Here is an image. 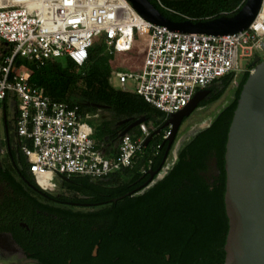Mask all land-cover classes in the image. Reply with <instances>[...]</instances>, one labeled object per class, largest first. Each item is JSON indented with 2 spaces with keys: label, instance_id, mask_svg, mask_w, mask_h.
<instances>
[{
  "label": "built area",
  "instance_id": "2783aa9c",
  "mask_svg": "<svg viewBox=\"0 0 264 264\" xmlns=\"http://www.w3.org/2000/svg\"><path fill=\"white\" fill-rule=\"evenodd\" d=\"M0 40L10 49L0 64V106L3 110L1 103L9 97L18 99L16 132L30 142L20 145L28 174L49 191L59 179L98 181L130 168L151 133L145 123L139 125V135L119 139L116 161L106 158L93 138L95 115L54 101L31 83L29 72L16 67L17 57L41 66L70 61L82 68L100 45L119 61L112 74L117 69L121 90L127 91L128 79L134 78L135 92L166 121L198 92L235 74L240 59L262 51L264 0L246 30L226 36L170 31L145 20L128 0H0ZM138 49L143 58L133 68L128 62Z\"/></svg>",
  "mask_w": 264,
  "mask_h": 264
},
{
  "label": "trees",
  "instance_id": "16d2710c",
  "mask_svg": "<svg viewBox=\"0 0 264 264\" xmlns=\"http://www.w3.org/2000/svg\"><path fill=\"white\" fill-rule=\"evenodd\" d=\"M165 17L181 22L190 20L194 23L207 21L224 16L235 15L244 5L245 0H160L168 11L160 6L157 0H149ZM95 47V48H94ZM90 52L89 60L97 62L100 58L101 68L94 64L89 68H77L70 61L49 62L43 66L17 57L16 67L31 74V83L45 89L46 94L54 101L68 103L70 106L78 105L83 114L95 113L104 110L109 113L110 119L102 121L95 128L93 138L97 142L98 148L110 150L111 146H106L111 142L117 144L114 148V155H107L112 161L118 158V136L133 121L145 118V125L153 138L147 146L138 152L134 158V165L145 169H158L165 164V155L168 146L165 134L168 128L162 129L159 134L156 132L164 125V115L148 104L136 92L118 90L113 87L110 81L109 67L113 62L110 56L106 55L104 48L95 45ZM104 52V53H103ZM10 54V49L6 46L0 47V63L4 56ZM98 54L101 56L99 57ZM253 69V67H249ZM234 74L223 77L230 79L226 82L225 89L231 82ZM250 72H247L239 86L236 100L225 111L223 116L209 130L207 137L201 145H218V158L220 163H224L225 145L227 134L232 121L237 100L240 96L242 87L248 79ZM223 93V92H222ZM221 93V94H222ZM219 98V97H217ZM3 110L8 118L9 106L7 101L3 102ZM86 104H90L87 106ZM91 104L105 106V109H97ZM125 119L133 121L118 126V123ZM7 127L10 129L9 120ZM133 136L140 134V128H134L129 132ZM30 146V142H27ZM22 144H24L22 140ZM103 146V149L101 148ZM18 150H21L18 147ZM103 152V151H102ZM23 155V153L21 152ZM171 153H169L170 156ZM191 162H200L201 152L190 151ZM14 163L22 172L28 170V163L23 155L22 161L18 163L13 156ZM179 164H188L187 158L183 155L178 160ZM113 177V176H112ZM107 177L101 184H96L88 177H71L89 189L98 190L105 194V200L119 195H124L127 189L115 190L108 195V189L102 186ZM9 179H15V175L10 174ZM139 176L136 177V180ZM99 181V180H98ZM166 188L167 185L165 186ZM164 189L155 188L138 198L127 197L122 206L115 207V216L111 228L116 232L115 240L111 243L115 247H122L123 259L125 264H224L225 252L224 245L228 232V219L225 213L224 190L218 194L211 195L207 189L194 185L186 188L180 194L181 199L177 207V212L173 215L174 224L170 216L163 214L160 209L159 196ZM94 193V192H93ZM173 212V208L169 209ZM172 223V224H171ZM171 229H174L173 232ZM172 239V242L169 240ZM166 254L170 255L167 261Z\"/></svg>",
  "mask_w": 264,
  "mask_h": 264
},
{
  "label": "flooded vegetation",
  "instance_id": "af4514ba",
  "mask_svg": "<svg viewBox=\"0 0 264 264\" xmlns=\"http://www.w3.org/2000/svg\"><path fill=\"white\" fill-rule=\"evenodd\" d=\"M247 72L251 70L242 73L232 100L205 125L192 127L182 137L179 129L170 154H175L173 163H165L158 169L133 164L112 173L110 177H113L102 183L108 195L120 188L128 191L111 199L105 200V194L94 189L91 195L85 184L73 179H59L51 190L36 191L33 187L36 184L14 163L13 156L20 163L23 155L18 150L20 138L10 132L0 143V264H125L123 248L111 243L116 234L111 224L115 207L120 203L122 206L127 197L138 198L155 188L164 189L159 196L160 209L174 224L173 215L186 188L199 185L211 195L222 190L225 194V154L222 164L218 145L208 148L201 143L210 137L208 130L236 100ZM228 81V78L220 79L204 90L208 93L195 112L219 101ZM190 151L201 152L200 162L190 163ZM183 155L188 164L177 163ZM16 173L20 178H8ZM102 181L94 182L98 185ZM171 208L173 212L169 213ZM166 259L170 261L169 254Z\"/></svg>",
  "mask_w": 264,
  "mask_h": 264
},
{
  "label": "water",
  "instance_id": "95a60500",
  "mask_svg": "<svg viewBox=\"0 0 264 264\" xmlns=\"http://www.w3.org/2000/svg\"><path fill=\"white\" fill-rule=\"evenodd\" d=\"M128 1L145 20L155 25L185 34L213 36L232 35L246 30L256 18L262 4V0H246L233 16L194 23L190 20L175 22L168 19L149 0ZM262 51L264 52V43ZM252 67L237 100L225 146L224 205L228 232L224 245V264H264V60L256 56ZM207 93L208 91L198 92L185 109L171 115L156 132L159 134L162 129H169L164 163H167L183 121L198 109ZM91 106L106 108L98 104ZM131 121L133 120L125 119L118 125ZM145 122V118L133 121L120 133L118 139ZM152 138L153 134L144 145L147 146ZM33 187L42 192L38 187Z\"/></svg>",
  "mask_w": 264,
  "mask_h": 264
},
{
  "label": "rangeland",
  "instance_id": "374dc122",
  "mask_svg": "<svg viewBox=\"0 0 264 264\" xmlns=\"http://www.w3.org/2000/svg\"><path fill=\"white\" fill-rule=\"evenodd\" d=\"M1 45H2V41L0 40V47H1ZM5 47H6V45H5ZM102 51L105 52L104 49ZM98 56L100 57L101 55L98 54ZM257 56H260L261 59L264 60V52L263 51H259ZM115 58L116 57H111L112 62H114ZM142 58H143V53L140 51V49H138L135 52V54H133V56L130 57L128 63H130V65L133 68H136L141 64ZM254 58H250V59L246 58V59H240L239 60V66H238L239 70L233 75V79H232L230 85L228 86V88L226 89V91L224 92L223 96L219 99V101H217L216 103L207 107L206 109L195 112L186 122H184L182 127H181V130H180V133H181L180 137H182L183 135H186L185 134L186 131L192 129V127H194V126H197L200 124L205 125L222 107L226 106L232 100L235 88L239 83V79H240L242 73L246 70H253V69H249V67L252 66ZM99 60H100V58H97V60H96L97 62H95L94 60L90 59L87 62V65L84 67V69L89 68L93 64L96 67L101 68L102 63H100ZM126 63H127V61H126ZM113 64L115 66L116 64H119V61L114 62ZM128 69H129V66L124 68V70H128ZM115 71H117V69L114 70V74H110L109 78H110V81H111L113 87L118 89V90H121V86L119 84L118 77L115 75ZM136 88H137V81L134 78L128 79V82L126 85L127 91L134 92L136 90ZM13 116H14V111L12 108H10L9 118H13ZM1 117H2V107L0 106V143H3L4 142V127H3V122L1 121ZM13 121L14 120L12 119L11 120L12 126L10 129L11 133H15ZM174 156H175V154L172 153V155L169 156L167 163H173V161H174L173 157Z\"/></svg>",
  "mask_w": 264,
  "mask_h": 264
},
{
  "label": "crops",
  "instance_id": "0c3cea01",
  "mask_svg": "<svg viewBox=\"0 0 264 264\" xmlns=\"http://www.w3.org/2000/svg\"><path fill=\"white\" fill-rule=\"evenodd\" d=\"M3 45V46H2ZM2 45H1V47H4L5 46V44L4 43H2ZM1 64V63H0ZM109 67H111V69H109L110 70V74H112V71H113V69H114V64L112 63ZM135 92V91H134ZM6 101H7V104H8V106H9V110H10V108H12L13 109V111H14V116H13V118H9V115H8V118L6 117V115H5V113H4V110H2V116L3 117H1V121L3 122V127H4V140H5V137H8L9 136V134H11L10 133V129L7 127V119L9 120V125H10V127L12 126V124H11V120L13 119L14 121H13V123H14V129H15V135H16V137H18L17 136V132H16V118H17V104H18V99H16V98H14V97H9L8 99H6ZM1 105L3 106V103H1ZM92 114H94L95 115V119L92 121V125H93V127H94V131H95V128L96 127H98L99 126V124H101L102 123V121H104V120H109L110 119V115H109V113L108 112H106V111H104V110H99L98 112H95V113H92ZM119 126V125H118ZM7 130H8V133H7ZM19 138V137H18ZM22 140L23 139H20V145L22 144ZM23 142L25 143L26 141L25 140H23ZM111 146H113V148H111L110 150H108L107 152H106V150L105 149H103V146H101V148L103 149L102 151H103V153L104 154H109V152H110V156H113L114 154V148L117 146V144L116 143H114V142H111L110 144H108L107 146H106V149L108 148H110ZM19 149H20V146H19ZM106 158H108V159H110L111 157H109L108 155H107V157ZM18 173H16L15 174V176H18V178H20L19 177V175H17ZM26 174L28 175V177H30V179L34 182V180H33V178H32V176H30L29 174H28V170H27V172H26Z\"/></svg>",
  "mask_w": 264,
  "mask_h": 264
}]
</instances>
